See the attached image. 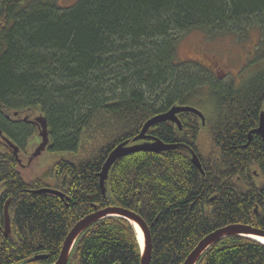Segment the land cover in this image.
Masks as SVG:
<instances>
[{"label":"trees","instance_id":"obj_1","mask_svg":"<svg viewBox=\"0 0 264 264\" xmlns=\"http://www.w3.org/2000/svg\"><path fill=\"white\" fill-rule=\"evenodd\" d=\"M61 1L0 0V130L23 153L34 132L14 113L37 112L47 121V151L60 153L25 182L0 140L11 231L0 232V264L55 263L72 227L95 207L124 208L145 221L150 264H183L201 239L231 224L264 231V143L253 134L247 144L264 112V0ZM255 28L259 41L238 75L251 72L239 83L226 82L215 62L178 59L181 37L191 31L245 35ZM173 105L198 108L205 125L184 114L181 132L164 122L148 134L191 147L204 174L186 149L130 154L111 169L103 196L98 174L111 150ZM45 188L64 200L33 194ZM41 254L47 259L27 262ZM139 263L135 229L116 217L84 231L68 259ZM197 264H264V246L223 239Z\"/></svg>","mask_w":264,"mask_h":264},{"label":"water","instance_id":"obj_2","mask_svg":"<svg viewBox=\"0 0 264 264\" xmlns=\"http://www.w3.org/2000/svg\"><path fill=\"white\" fill-rule=\"evenodd\" d=\"M184 114H191L195 115L199 118L202 125H205V116L204 114L197 109L196 107L191 106H180V105H173L168 111L161 113L160 115H156L154 117H151L148 121H146L142 125V129L140 130V133L133 137L131 140L123 141L119 143L116 147L112 149V151L109 153L108 157L104 161V164L101 167V170L99 171L98 178H99V184H100V190L101 194L106 197L107 192V180L110 174L111 169L113 166L120 160L122 157L130 156V154L135 153H141V152H147V153H155V154H161L166 151H174L176 149H186L189 153V156L191 158V162L195 168H197L200 173L203 175V169L201 168V162L200 158L197 156V153L194 152V150L187 146L186 144H168L160 139L150 136L148 132L151 130L153 126H156L158 124H162L164 122H169L171 124H174L177 131L181 132L183 130V125H181L180 118ZM14 116H17V113H14ZM38 123L40 124L39 128V136L41 138V144L34 150L32 153L31 158L29 159V162H32L34 158L41 155V153L45 150V148L48 146V132H47V121H45L44 117L37 118ZM259 124L258 126L251 130L248 135V143L252 138L253 134L259 135L262 139V142L264 143V113H261L259 116ZM0 136L5 144L9 148L12 149V154L14 155L16 162L18 165H20L21 160L19 159V149L18 147L9 142V140L3 136L0 130ZM28 162V163H29ZM51 194L54 196H59L61 199L64 200L63 194H61L58 191H54L48 188H45L44 190H34L33 194ZM7 206L5 205L4 208V218H5V230L7 236L9 231V220H8V212H7ZM112 217L120 218L126 220L131 226L134 227L135 233L137 236L138 244L140 247V263L139 264H150L151 262V253H152V238L149 233L148 225H146L145 221L136 213L128 211L124 208L119 207H106L103 209H98V207H95V211L90 213L89 215L85 216L84 218L80 219L79 222H77L72 229L70 230L67 237L64 239V243L60 249V254L55 261L54 264H68V259L70 257V253L72 251V248L80 235L89 229V227L97 222H100L103 219H111ZM136 226L139 227L140 232L143 236V244L140 245L139 236L137 234ZM232 237H240V238H246L251 241L258 242L256 240V237L264 239V231L247 226V225H239V224H231L229 226L221 227V229L215 230L210 232L209 235L205 236L203 239L200 240L198 245L189 253L186 260L183 262V264H197V262L200 260V258L203 256V254L211 249L212 246H214L216 243L221 242L223 239H228ZM261 244L260 242H258ZM262 245V244H261ZM264 246V245H262ZM47 259L46 255H37L34 258L27 260L28 263H37L39 261H44Z\"/></svg>","mask_w":264,"mask_h":264},{"label":"rangeland","instance_id":"obj_3","mask_svg":"<svg viewBox=\"0 0 264 264\" xmlns=\"http://www.w3.org/2000/svg\"><path fill=\"white\" fill-rule=\"evenodd\" d=\"M75 2L76 0H62L61 6L69 7ZM245 35L224 33L220 36H208L203 32L191 31L181 37L182 39L177 46V56L179 60H197V64L202 67H206L207 63L215 62L217 74H221L226 82L233 80L236 84L251 72L248 71L241 78L238 75L243 69L242 67L245 66L244 64L251 59V48L256 45L260 36L256 28L249 29ZM34 116H38V113L32 112L30 119ZM38 142L39 139L32 136L27 142L26 152L19 154L21 163L18 170L25 182H32L33 179L41 176L45 170L52 167L60 155L58 152L52 153L44 150L42 155L29 162L27 158L31 157L33 151L39 146Z\"/></svg>","mask_w":264,"mask_h":264},{"label":"flooded vegetation","instance_id":"obj_4","mask_svg":"<svg viewBox=\"0 0 264 264\" xmlns=\"http://www.w3.org/2000/svg\"><path fill=\"white\" fill-rule=\"evenodd\" d=\"M21 121L22 122H24L25 124H27L28 126H30L32 129H33V136L36 138V139H39L38 138V134H39V132H38V128H40L39 126H40V124L38 123V121H37V116H34V117H32L31 119L29 118V116H27V118H26V120H24V119H21ZM259 121V120H258ZM171 124V123H170ZM172 125V124H171ZM173 126H174V124H173ZM256 135V134H255ZM259 138H261L259 135H257ZM262 140V139H261ZM168 144H172V143H168ZM253 174H254V176L255 177H257L256 175H257V173L255 172V171H253ZM9 200H7L6 202H4L3 200H2V191H1V188H0V207H1V204H2V202H3V206H2V210L4 209V205H7L8 204V206H9V202H8ZM1 211V210H0ZM3 220H4V210H3ZM4 223L5 222H3V225L1 226L0 225V232H4L3 231V228H4ZM5 230V229H4Z\"/></svg>","mask_w":264,"mask_h":264},{"label":"bare ground","instance_id":"obj_5","mask_svg":"<svg viewBox=\"0 0 264 264\" xmlns=\"http://www.w3.org/2000/svg\"><path fill=\"white\" fill-rule=\"evenodd\" d=\"M136 230H137V234L139 236L138 238H139V241H140V245H142L143 244V236H142V234H141L140 229H139L138 226H136ZM256 240L258 242H260L262 245H264V239H261V238L256 237Z\"/></svg>","mask_w":264,"mask_h":264}]
</instances>
